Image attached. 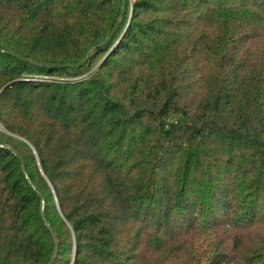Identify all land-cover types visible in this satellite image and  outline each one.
<instances>
[{
    "label": "trees",
    "instance_id": "obj_1",
    "mask_svg": "<svg viewBox=\"0 0 264 264\" xmlns=\"http://www.w3.org/2000/svg\"><path fill=\"white\" fill-rule=\"evenodd\" d=\"M0 264H264V0H0Z\"/></svg>",
    "mask_w": 264,
    "mask_h": 264
}]
</instances>
